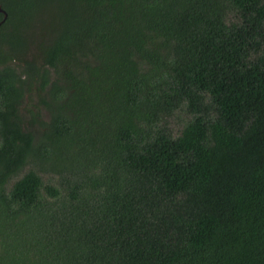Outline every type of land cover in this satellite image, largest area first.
Listing matches in <instances>:
<instances>
[{
	"label": "trees",
	"instance_id": "16d2710c",
	"mask_svg": "<svg viewBox=\"0 0 264 264\" xmlns=\"http://www.w3.org/2000/svg\"><path fill=\"white\" fill-rule=\"evenodd\" d=\"M0 7V264H264V0Z\"/></svg>",
	"mask_w": 264,
	"mask_h": 264
},
{
	"label": "rangeland",
	"instance_id": "374dc122",
	"mask_svg": "<svg viewBox=\"0 0 264 264\" xmlns=\"http://www.w3.org/2000/svg\"><path fill=\"white\" fill-rule=\"evenodd\" d=\"M181 125H182L181 117L178 116L177 118L175 117V118L172 119V121H171V127L174 130H178L181 127Z\"/></svg>",
	"mask_w": 264,
	"mask_h": 264
},
{
	"label": "water",
	"instance_id": "95a60500",
	"mask_svg": "<svg viewBox=\"0 0 264 264\" xmlns=\"http://www.w3.org/2000/svg\"><path fill=\"white\" fill-rule=\"evenodd\" d=\"M0 12H2V13L4 14V17H3V19H5V18H6V13L4 12V10H3V9H1V7H0Z\"/></svg>",
	"mask_w": 264,
	"mask_h": 264
}]
</instances>
